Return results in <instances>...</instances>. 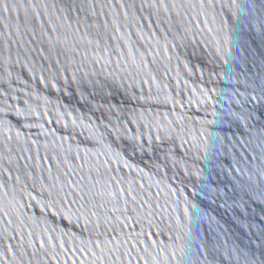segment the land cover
<instances>
[{"label": "water", "instance_id": "95a60500", "mask_svg": "<svg viewBox=\"0 0 264 264\" xmlns=\"http://www.w3.org/2000/svg\"><path fill=\"white\" fill-rule=\"evenodd\" d=\"M0 264H264V0H0Z\"/></svg>", "mask_w": 264, "mask_h": 264}]
</instances>
